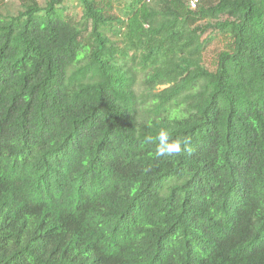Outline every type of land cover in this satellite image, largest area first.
I'll list each match as a JSON object with an SVG mask.
<instances>
[{
	"label": "trees",
	"instance_id": "1",
	"mask_svg": "<svg viewBox=\"0 0 264 264\" xmlns=\"http://www.w3.org/2000/svg\"><path fill=\"white\" fill-rule=\"evenodd\" d=\"M71 1L0 13V264H264V0Z\"/></svg>",
	"mask_w": 264,
	"mask_h": 264
},
{
	"label": "rangeland",
	"instance_id": "2",
	"mask_svg": "<svg viewBox=\"0 0 264 264\" xmlns=\"http://www.w3.org/2000/svg\"><path fill=\"white\" fill-rule=\"evenodd\" d=\"M33 0H0V13L3 15H17L22 10L23 5L30 3ZM41 6H45L48 0H36ZM70 14L74 17L82 13L81 7L72 0L69 2ZM225 41L221 37H217L213 44L208 48L205 54L206 65L209 69L214 70L212 65V59L216 52L223 48ZM159 90H163L166 86L157 87Z\"/></svg>",
	"mask_w": 264,
	"mask_h": 264
},
{
	"label": "clouds",
	"instance_id": "3",
	"mask_svg": "<svg viewBox=\"0 0 264 264\" xmlns=\"http://www.w3.org/2000/svg\"><path fill=\"white\" fill-rule=\"evenodd\" d=\"M156 139L159 141L156 145V154L158 156L179 154L182 151V148L186 150L187 145L189 144L188 139L170 140L169 134L166 130H161ZM148 142L153 143L152 137H148Z\"/></svg>",
	"mask_w": 264,
	"mask_h": 264
},
{
	"label": "built area",
	"instance_id": "4",
	"mask_svg": "<svg viewBox=\"0 0 264 264\" xmlns=\"http://www.w3.org/2000/svg\"><path fill=\"white\" fill-rule=\"evenodd\" d=\"M197 2H198V0H194V1L192 2V6L195 7V5H196Z\"/></svg>",
	"mask_w": 264,
	"mask_h": 264
}]
</instances>
